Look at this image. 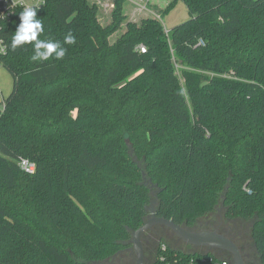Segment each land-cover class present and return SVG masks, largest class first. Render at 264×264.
Segmentation results:
<instances>
[{
    "label": "trees",
    "instance_id": "trees-1",
    "mask_svg": "<svg viewBox=\"0 0 264 264\" xmlns=\"http://www.w3.org/2000/svg\"><path fill=\"white\" fill-rule=\"evenodd\" d=\"M121 1L104 25L96 3L46 0L38 38L67 53L33 61V44L11 47L26 5L0 0L13 77L0 108V264L114 256L150 214L152 184L156 214L187 228L222 206L254 219L264 262V0H183L186 21H130L112 42Z\"/></svg>",
    "mask_w": 264,
    "mask_h": 264
},
{
    "label": "rangeland",
    "instance_id": "rangeland-1",
    "mask_svg": "<svg viewBox=\"0 0 264 264\" xmlns=\"http://www.w3.org/2000/svg\"><path fill=\"white\" fill-rule=\"evenodd\" d=\"M13 1V0H12ZM17 1V0H16ZM19 1V0H18ZM91 3H96L99 13V19L102 24L106 25L112 21V10L116 4V0H89ZM171 0H150L148 3H144L142 1H121V8L123 12V23L121 27L116 30L114 33L110 35V40L113 42L115 41L121 33L126 30V24L130 21L140 23L142 19L146 17H154L159 19L163 25L165 26L166 30L171 29L174 25L182 23L190 18V13L188 11L187 5L183 0H178L177 4L167 13H162L163 10L167 5L170 3ZM25 4L28 6H32L35 4V0H24ZM178 74L181 76L182 74V66L176 64ZM181 81L184 86V78L181 76ZM13 88V77L12 74L0 63V108H2V100L3 97L9 95ZM157 190L155 187H151V200L154 199V192ZM158 195V193H157ZM151 203V201H150ZM159 203V199L154 204L156 208ZM150 205V204H149ZM221 215L223 218L225 208L222 206L220 207ZM220 215L219 213H217ZM206 218V217H205ZM209 218H212L210 216ZM203 219V220H202ZM201 220L204 221V218ZM228 224L232 225L233 227L240 232V235L250 243V245L255 247V241L253 239L252 228L254 224V219L251 220H243V219H230L227 221ZM169 242V241H167ZM169 243H172L171 241ZM259 253V252H258ZM257 256L260 254H256Z\"/></svg>",
    "mask_w": 264,
    "mask_h": 264
},
{
    "label": "flooded vegetation",
    "instance_id": "flooded-vegetation-1",
    "mask_svg": "<svg viewBox=\"0 0 264 264\" xmlns=\"http://www.w3.org/2000/svg\"><path fill=\"white\" fill-rule=\"evenodd\" d=\"M220 212L221 210L219 208L218 213L220 215L216 213L212 215V218L206 217L204 218V221H202L203 219L199 220L194 227L188 229L195 231L207 229L217 230L232 239L237 244L245 264H264L260 256L256 255L259 254L256 245L252 248L246 238L242 237L240 232H238L235 227L228 224L227 221H230V219L227 218L225 221V218L222 217ZM161 241H171L172 243L168 242L170 245L184 252L213 253L218 257L228 258L231 260L232 264H235L234 256L231 252L225 249L194 245L180 238L170 227L164 225H155L144 233V264H155ZM137 259L138 256L132 244V246L122 249L108 259L103 261L88 262V264H137Z\"/></svg>",
    "mask_w": 264,
    "mask_h": 264
},
{
    "label": "water",
    "instance_id": "water-1",
    "mask_svg": "<svg viewBox=\"0 0 264 264\" xmlns=\"http://www.w3.org/2000/svg\"><path fill=\"white\" fill-rule=\"evenodd\" d=\"M149 182H151V180L146 179L145 183ZM152 187L158 188V185L152 184ZM158 191L159 189L154 192L155 197L153 200H151L150 205L147 207V209L150 211V214L144 219L143 224L137 230L133 231L132 238L128 241V243L133 244L138 256L137 264H144L145 250L143 235L147 230L151 229L155 225H164L170 227L180 238L194 245L225 249L233 254L235 264H245L237 244L223 233H220L217 230L208 229L199 231L190 230L183 225L177 224L172 219L158 216L156 214V208L154 207V204L158 200Z\"/></svg>",
    "mask_w": 264,
    "mask_h": 264
},
{
    "label": "clouds",
    "instance_id": "clouds-1",
    "mask_svg": "<svg viewBox=\"0 0 264 264\" xmlns=\"http://www.w3.org/2000/svg\"><path fill=\"white\" fill-rule=\"evenodd\" d=\"M38 6H24L19 12L20 23L13 33L11 47L15 50L17 47L25 44H33L35 54L31 57L33 61H47L54 56L55 59H63L67 53L60 42L52 40H42L38 37L44 32L43 23L37 17ZM0 18L6 20V16L0 13ZM75 37L68 34L64 38V43L68 45L75 44Z\"/></svg>",
    "mask_w": 264,
    "mask_h": 264
},
{
    "label": "built area",
    "instance_id": "built-area-1",
    "mask_svg": "<svg viewBox=\"0 0 264 264\" xmlns=\"http://www.w3.org/2000/svg\"><path fill=\"white\" fill-rule=\"evenodd\" d=\"M35 4L32 6H41L45 4L46 0H35ZM129 1H142L148 3L150 0H129ZM11 4H25L24 0H6ZM141 51H145V46L141 44L139 46ZM4 48L1 49L3 51ZM21 167L28 173H33L36 168L35 162L28 158H22L20 160ZM249 190V189H247ZM155 264H232L228 258H221L213 253L203 252H184L176 249L170 245L167 241H161L158 248V254Z\"/></svg>",
    "mask_w": 264,
    "mask_h": 264
}]
</instances>
